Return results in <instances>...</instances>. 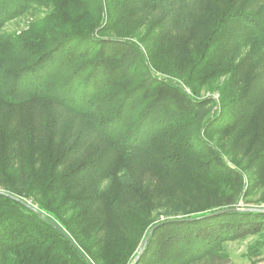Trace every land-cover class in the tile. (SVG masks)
<instances>
[{"label":"trees","instance_id":"trees-1","mask_svg":"<svg viewBox=\"0 0 264 264\" xmlns=\"http://www.w3.org/2000/svg\"><path fill=\"white\" fill-rule=\"evenodd\" d=\"M33 7L0 32V264H133L152 228L136 264H199L264 230L207 217L264 187V0H0V29Z\"/></svg>","mask_w":264,"mask_h":264},{"label":"rangeland","instance_id":"rangeland-1","mask_svg":"<svg viewBox=\"0 0 264 264\" xmlns=\"http://www.w3.org/2000/svg\"><path fill=\"white\" fill-rule=\"evenodd\" d=\"M48 9L43 7L41 8H31L27 13L13 19L9 22H6L0 29V32H20L23 29H26L28 25L41 18ZM122 28V32L124 30L133 31V36L136 39H144L145 46H149L152 52L160 57H167L168 52L170 50V44L174 40V38H170V40H166L165 37H162L158 34L157 31L151 30L148 24H140L137 18H133L130 21H125L120 26ZM174 37V34H172ZM169 43V44H168ZM169 57V56H168ZM171 61L174 63V67H177L178 72L185 75L187 73L186 64L182 62L181 57L178 55V50H174L172 54ZM220 79L219 82H221ZM218 81H214L216 84ZM207 86L204 85L201 88V96H208L210 93L208 92ZM216 97V96H215ZM230 134L225 135H217L214 137V141L221 145L225 144L226 147H230L231 142ZM225 157L230 160L233 155L225 153ZM241 159V155H237V160ZM244 163H242L243 165ZM255 178H252L254 181ZM264 194V187L255 189L251 192V194L243 201V203H239L237 207H243V205H249L252 208H264V203L259 204ZM118 236H108V241L106 246H111L112 248L116 247L119 239ZM219 257L222 258H213L209 262H201L199 264H264V230L257 235L246 236L240 240L236 241H225L221 244V247L218 250Z\"/></svg>","mask_w":264,"mask_h":264},{"label":"water","instance_id":"water-1","mask_svg":"<svg viewBox=\"0 0 264 264\" xmlns=\"http://www.w3.org/2000/svg\"><path fill=\"white\" fill-rule=\"evenodd\" d=\"M1 194V192H0ZM19 201V200H18ZM26 206L32 210L37 216L41 217V214L34 208L31 207L30 205L26 204ZM231 211H246V212H263L264 213V209L262 208H246V209H239V208H233V209H223L211 214H208L207 217L213 216V215H217V214H222V213H226V212H231ZM51 225L54 229H56L65 239L69 240V238L64 234V232L53 222H51ZM155 228H152L149 230L147 236L145 237V239L143 240V242L141 243L138 252L136 254V256L133 259V264H136L138 259L140 258L141 254L143 253V251L145 250V247L147 245V242L153 232ZM70 241V240H69Z\"/></svg>","mask_w":264,"mask_h":264}]
</instances>
